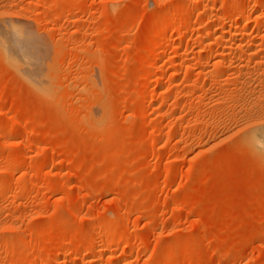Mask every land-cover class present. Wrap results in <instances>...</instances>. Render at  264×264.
I'll return each instance as SVG.
<instances>
[{
    "label": "rangeland",
    "instance_id": "1",
    "mask_svg": "<svg viewBox=\"0 0 264 264\" xmlns=\"http://www.w3.org/2000/svg\"><path fill=\"white\" fill-rule=\"evenodd\" d=\"M3 23L41 88L0 35V264H264V0H0Z\"/></svg>",
    "mask_w": 264,
    "mask_h": 264
},
{
    "label": "bare ground",
    "instance_id": "2",
    "mask_svg": "<svg viewBox=\"0 0 264 264\" xmlns=\"http://www.w3.org/2000/svg\"><path fill=\"white\" fill-rule=\"evenodd\" d=\"M5 23L0 24V35L6 36L10 42L12 40V44L8 43L6 39V43L10 44L11 46L8 47L10 48L11 51H9L8 55L11 60L16 61V62H22L26 66H24L25 69V74L26 78L30 79L31 81L35 82L34 84L36 87L41 88V84L37 83L38 82V53L37 51L32 47V45H28L27 43V36H32L28 31H25L23 28L18 26L17 24H5ZM259 25V24H258ZM235 36V35H234ZM236 37V36H235ZM254 38V37H253ZM7 44V45H8ZM13 48V50L11 49ZM23 68H21L22 70ZM24 75V69L22 71ZM255 144L259 147L264 148V124L260 126L259 128L257 127V130L255 132Z\"/></svg>",
    "mask_w": 264,
    "mask_h": 264
}]
</instances>
